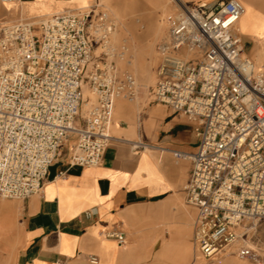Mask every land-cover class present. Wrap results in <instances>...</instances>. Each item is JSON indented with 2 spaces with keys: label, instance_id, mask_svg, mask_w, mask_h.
Wrapping results in <instances>:
<instances>
[{
  "label": "built area",
  "instance_id": "1",
  "mask_svg": "<svg viewBox=\"0 0 264 264\" xmlns=\"http://www.w3.org/2000/svg\"><path fill=\"white\" fill-rule=\"evenodd\" d=\"M244 11L240 0L182 2L158 47L153 100L196 121L197 151L174 155L193 162L186 199L197 209L195 246L208 260L224 251L253 256L251 225L264 220V73L236 31ZM115 30V19L97 5L1 29L0 197L40 194L70 142L59 175L101 163L115 139L116 101L139 94L133 71L120 66L131 56L126 41L112 40ZM104 234L127 243L120 229Z\"/></svg>",
  "mask_w": 264,
  "mask_h": 264
},
{
  "label": "crops",
  "instance_id": "2",
  "mask_svg": "<svg viewBox=\"0 0 264 264\" xmlns=\"http://www.w3.org/2000/svg\"><path fill=\"white\" fill-rule=\"evenodd\" d=\"M120 99L115 104L120 119L114 112L112 125L115 139L101 163L59 175L67 168L65 145L42 192L20 199L24 231L16 264H94L92 256L97 264H159L160 241L189 232L192 222L195 231L197 209L186 199L193 162L174 152L197 151L196 121L154 100L138 110ZM137 141L146 147L136 149ZM114 228L125 232L127 243L105 236Z\"/></svg>",
  "mask_w": 264,
  "mask_h": 264
},
{
  "label": "rangeland",
  "instance_id": "3",
  "mask_svg": "<svg viewBox=\"0 0 264 264\" xmlns=\"http://www.w3.org/2000/svg\"><path fill=\"white\" fill-rule=\"evenodd\" d=\"M256 1L259 3L264 2V0ZM5 4L6 2L0 0V31L4 26L19 18H26L37 23L58 13L67 11L49 10L44 11L45 13L39 16L30 17L26 14L20 16L24 5L20 4L18 11L13 13L8 10ZM93 5H97L98 9L106 10L115 19L116 30L112 36L114 43L122 44L123 41H126L129 47L131 62L128 64L121 61L120 66L128 67L133 71L138 80L139 94L133 101L122 100L128 105H134L138 110H144L148 103L153 101L152 89L157 81L158 66L160 64L158 47L168 36V28H166L169 27L168 17L179 12V0H90L89 6ZM244 41L246 42L247 53L254 61L252 48L255 46V43L247 38H244ZM141 54L144 55V63L150 71V77L146 81H143L138 73ZM261 66H257V69L264 73V69H262L263 65ZM142 100L143 102H141ZM128 110L126 108L124 110L125 113L128 114ZM114 112L115 116L118 117L116 108ZM87 113L88 108L84 105L81 114L87 116ZM68 149L69 147L66 145L64 151L67 150L68 152ZM22 201L20 199L0 197V221L8 215L14 220V227L11 231L8 244H0V264H16L17 251L24 231L23 216L20 210ZM185 205L187 204L185 203ZM189 231L191 232L190 242L193 243V222ZM249 239L250 244L256 249V253L249 257L236 255L238 256L237 259L240 261L244 260L248 264H264V220L257 223L256 229L250 230ZM159 249L161 250V247ZM226 260H234V254L224 251L216 260L205 258L207 264H222ZM159 261V264H165L163 258L159 257Z\"/></svg>",
  "mask_w": 264,
  "mask_h": 264
},
{
  "label": "bare ground",
  "instance_id": "4",
  "mask_svg": "<svg viewBox=\"0 0 264 264\" xmlns=\"http://www.w3.org/2000/svg\"><path fill=\"white\" fill-rule=\"evenodd\" d=\"M90 0H69L62 3L58 0H33L29 2H6L5 6L13 13L18 11L20 4L24 5L20 16H39L44 11L49 10H67L79 11L88 8ZM183 0H179L181 4ZM245 11L236 24V31L255 43L252 48V56L256 66L264 63V2L259 3L256 0H242ZM184 3V2H183ZM20 19V18H19ZM166 27V26H165ZM168 28V27H166ZM167 38V37H166ZM262 67V66H261ZM264 69V68H262ZM138 73L143 81L148 80L150 71L144 63V55H140L138 64ZM118 99L117 106L119 105ZM117 108V107H116ZM14 220L7 216L0 221V244H8L11 231L14 227ZM257 223L252 224V229H256ZM191 232H179L178 238L172 240H162L159 242L158 255L165 260V264H207L205 257L196 248L195 243L190 242ZM234 254L233 264H248L246 261H240Z\"/></svg>",
  "mask_w": 264,
  "mask_h": 264
}]
</instances>
